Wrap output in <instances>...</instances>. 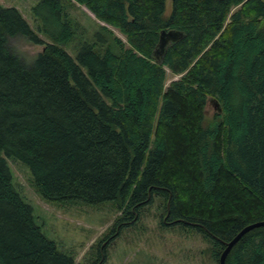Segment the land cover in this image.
Masks as SVG:
<instances>
[{"label": "trees", "instance_id": "obj_1", "mask_svg": "<svg viewBox=\"0 0 264 264\" xmlns=\"http://www.w3.org/2000/svg\"><path fill=\"white\" fill-rule=\"evenodd\" d=\"M72 1L106 25L76 58ZM167 1L40 0L50 43L0 7V264H76L36 223L8 160L29 168L47 203H119L115 232L159 197L163 224L201 233L217 261L264 221V0H171L168 16ZM163 31L183 37L161 64ZM16 37L43 46L34 62L10 48ZM168 70L181 78L166 87ZM212 98L222 113L206 121ZM227 264H264V227Z\"/></svg>", "mask_w": 264, "mask_h": 264}, {"label": "rangeland", "instance_id": "obj_2", "mask_svg": "<svg viewBox=\"0 0 264 264\" xmlns=\"http://www.w3.org/2000/svg\"><path fill=\"white\" fill-rule=\"evenodd\" d=\"M39 2L0 0V7L19 10L38 33L41 23L35 18L34 8ZM72 4L68 12L76 27V36L67 46V51L76 58L79 44L91 42L101 32V26L106 25L97 20L85 6L73 1ZM171 10V0H168L167 16ZM108 28L115 36L126 41L119 30L110 26ZM38 34L44 42L50 43L48 37ZM10 48L27 63L34 62L43 50L42 45H35L24 37L12 39ZM180 78L168 70L166 87ZM205 115L206 121L215 119L216 109L210 102ZM8 163L14 185L23 199L32 206L36 223L61 252L75 259L76 264H219L213 257L211 243L201 233L163 224L165 209L159 197L141 210L135 223L118 228L119 231L115 232L114 225L123 216L119 203L108 202L100 206H90L79 201L47 203L34 187L29 168L17 160H8ZM109 235L112 237L106 242Z\"/></svg>", "mask_w": 264, "mask_h": 264}, {"label": "water", "instance_id": "obj_3", "mask_svg": "<svg viewBox=\"0 0 264 264\" xmlns=\"http://www.w3.org/2000/svg\"><path fill=\"white\" fill-rule=\"evenodd\" d=\"M183 37V33L181 32H177V31H163L160 35V42L158 44L157 49L154 52V57L156 58V60L159 63H164V59L160 58V56H164L167 52V48L171 43H174L176 41H178L180 38ZM209 102L211 104H213V106L215 107L216 111L218 113H222V108L220 103L216 100V99H209ZM169 216V213L165 216L164 221L167 220ZM264 227V221H260V222H255L253 224H250L248 226H246L245 228H243L235 238H233L230 242H225L224 243V250L222 252V254L220 255L219 258V264H227V258L229 256V254L231 253V251L233 250V248L241 241V239L248 234L249 232L257 229V228H261Z\"/></svg>", "mask_w": 264, "mask_h": 264}, {"label": "flooded vegetation", "instance_id": "obj_4", "mask_svg": "<svg viewBox=\"0 0 264 264\" xmlns=\"http://www.w3.org/2000/svg\"><path fill=\"white\" fill-rule=\"evenodd\" d=\"M167 224H171V222H167ZM223 252V251H222ZM222 254V253H221Z\"/></svg>", "mask_w": 264, "mask_h": 264}]
</instances>
